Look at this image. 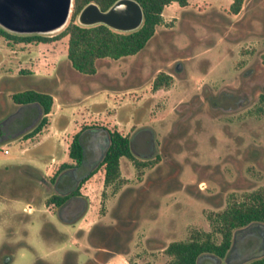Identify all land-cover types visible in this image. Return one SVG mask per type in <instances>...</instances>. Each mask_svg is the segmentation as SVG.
Returning <instances> with one entry per match:
<instances>
[{
	"label": "rangeland",
	"instance_id": "1",
	"mask_svg": "<svg viewBox=\"0 0 264 264\" xmlns=\"http://www.w3.org/2000/svg\"><path fill=\"white\" fill-rule=\"evenodd\" d=\"M230 2L165 5L140 52L100 59L93 74L70 65L67 35L45 42H13L0 35V117L17 107L15 91L35 88L53 96L40 131L13 139L4 138L7 130L0 133V239L4 234L13 248L12 264H77L91 249L85 236L64 242L65 226L55 206L46 203L50 192L25 172L50 173L69 160L77 130L102 125L130 135L148 126L160 143L182 115L177 104L195 100L205 86L213 92L237 86L240 74L253 68L264 73V0H244L238 13L230 11ZM176 62L182 63L179 71ZM160 71L171 79L155 89ZM255 100L230 110H210L206 103L193 108L182 117L175 146L166 148L173 164L157 156L137 166L122 156L119 179L107 185L101 167L82 185L88 211L73 229L81 226L86 233L95 220L108 224L120 218L123 230L113 238L103 232L120 251L106 264H169L165 248L172 241L209 235L219 242L215 214L232 200L264 192V106ZM74 244L78 249L64 255ZM199 264L213 262L203 254Z\"/></svg>",
	"mask_w": 264,
	"mask_h": 264
},
{
	"label": "trees",
	"instance_id": "2",
	"mask_svg": "<svg viewBox=\"0 0 264 264\" xmlns=\"http://www.w3.org/2000/svg\"><path fill=\"white\" fill-rule=\"evenodd\" d=\"M89 1H95L105 9L114 0H73L69 20L64 28L56 34H19L0 26V35L13 42H45L67 35V58L70 65L77 72L93 74L100 59H117L140 52L153 36L156 26L161 22L164 6L173 1L184 6L189 0H137L143 8L144 14L142 24L133 31L115 30L103 23L89 26L79 24L76 21L77 13ZM243 2L244 0H231L230 11L238 13ZM170 79V74L163 71L158 72L153 79V88L166 86ZM12 100L17 104V107L0 120V133L4 134L7 130L4 138L13 139L20 135L28 137L40 131L51 110L52 94L35 88H25L12 93ZM260 103L264 106V94L260 96ZM16 123H18V127H15ZM85 127L87 126L81 127L73 134L68 148L70 158L77 163H80L83 154L81 130ZM110 136L111 144L103 160L104 183L106 185L119 179L122 155L132 158L137 166L145 164L144 161L133 157L128 135L121 134L117 130H110ZM214 220L222 234L219 242L212 240L209 235L206 237L195 235L186 241H172L165 248L166 252L171 255L169 264H199L200 257L204 253L224 255L231 245L233 231L236 228L252 220H264V192H251L246 200H232L226 208L215 214ZM246 264H264V257L251 260Z\"/></svg>",
	"mask_w": 264,
	"mask_h": 264
},
{
	"label": "flooded vegetation",
	"instance_id": "3",
	"mask_svg": "<svg viewBox=\"0 0 264 264\" xmlns=\"http://www.w3.org/2000/svg\"><path fill=\"white\" fill-rule=\"evenodd\" d=\"M181 67V62H176L174 65L175 71H179ZM253 69L251 72L248 70L245 75L240 74V83L237 86L223 85L216 92L205 86L199 95L194 96L195 100L177 104L176 109L182 115L172 124L171 131L160 140V143H158L153 129L148 126H140L133 130L128 135L133 157H140V161L145 162L144 165H148V161L157 156H161L173 164L169 150L166 148L171 143H174L175 146L182 117L187 116L193 108L201 106L203 103H206L210 110H230L254 104L255 97H257L259 106L260 96L264 94V73ZM7 115L0 117V120ZM81 140L83 154L80 163L72 161L71 158L65 159L50 173L30 168L31 170L25 171L26 178L37 180L50 192L46 203L55 206L56 218L65 226V229L61 230L64 242L70 241L72 236H75L76 239L85 236L86 241L90 244L91 249L85 250L87 255L77 264H106L112 256L120 251L112 248V239L105 237L103 232L109 231L111 233L109 236L113 238V233L123 230L120 218L115 217L116 221L108 224L95 220L86 233L81 226H77L75 230L73 227L88 211L89 198L82 191V185L101 167L104 169L103 160L111 144L110 129L102 125H89L82 128ZM122 156L131 160L135 165L132 158L126 155ZM149 183L150 180L147 178L143 185L146 187ZM28 204L32 206L30 202L26 203V205ZM25 209L26 207H23V210ZM1 236L0 264H12L14 260L12 257L13 248L5 242L4 234ZM76 249L78 248L75 247V244L74 246L70 245L64 255L70 250L75 252ZM204 254L209 256L213 264H246L251 260L264 257V220H252L236 228L233 231L231 245L224 255Z\"/></svg>",
	"mask_w": 264,
	"mask_h": 264
},
{
	"label": "water",
	"instance_id": "4",
	"mask_svg": "<svg viewBox=\"0 0 264 264\" xmlns=\"http://www.w3.org/2000/svg\"><path fill=\"white\" fill-rule=\"evenodd\" d=\"M72 7L73 0H0V26L19 34L52 32L66 24ZM143 14L137 0H114L105 9L89 1L80 8L76 21L133 31L142 24Z\"/></svg>",
	"mask_w": 264,
	"mask_h": 264
},
{
	"label": "crops",
	"instance_id": "5",
	"mask_svg": "<svg viewBox=\"0 0 264 264\" xmlns=\"http://www.w3.org/2000/svg\"><path fill=\"white\" fill-rule=\"evenodd\" d=\"M173 2H174V1H173ZM175 2H176V1H175ZM94 101H95V100H92V101H91V103H93ZM93 104H95V102H94ZM60 128H62V129H65V125H63V126H62V127H60ZM48 137H50V136H49V135H47V136H45V137H44V139H45V140H49V138H48Z\"/></svg>",
	"mask_w": 264,
	"mask_h": 264
}]
</instances>
